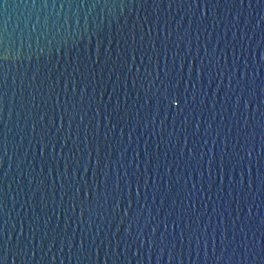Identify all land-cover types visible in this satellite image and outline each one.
I'll list each match as a JSON object with an SVG mask.
<instances>
[{
  "label": "water",
  "instance_id": "95a60500",
  "mask_svg": "<svg viewBox=\"0 0 264 264\" xmlns=\"http://www.w3.org/2000/svg\"><path fill=\"white\" fill-rule=\"evenodd\" d=\"M0 264H264V0H0Z\"/></svg>",
  "mask_w": 264,
  "mask_h": 264
}]
</instances>
